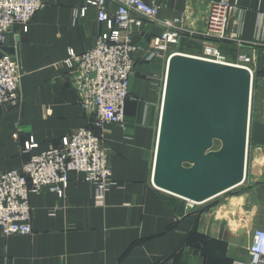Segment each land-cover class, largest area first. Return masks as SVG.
<instances>
[{
	"label": "crops",
	"instance_id": "obj_1",
	"mask_svg": "<svg viewBox=\"0 0 264 264\" xmlns=\"http://www.w3.org/2000/svg\"><path fill=\"white\" fill-rule=\"evenodd\" d=\"M87 0H43L26 32L7 34L1 56L14 57L22 77L18 101L0 106V173L21 172L30 138L37 154L79 128H92L63 62L71 50L82 54L105 32ZM159 7L157 20L183 17L188 29L205 28L210 4L219 0H143ZM227 34L242 44L215 45L227 63L244 64L264 89V0H233ZM109 13L115 5L108 3ZM132 42L146 50L162 28L143 23ZM198 56L202 42L184 36L177 48ZM171 50V48H170ZM165 56H135L126 129L104 126L112 185L96 199L92 185L70 175L62 197L48 190L29 196L32 235L0 233V264H247L254 230L264 228V107L251 106L246 176L243 184L186 212V202L151 185ZM239 189V190H236Z\"/></svg>",
	"mask_w": 264,
	"mask_h": 264
},
{
	"label": "built area",
	"instance_id": "obj_2",
	"mask_svg": "<svg viewBox=\"0 0 264 264\" xmlns=\"http://www.w3.org/2000/svg\"><path fill=\"white\" fill-rule=\"evenodd\" d=\"M108 3L115 5L113 13L108 12ZM42 6L43 0H0V51L5 47L7 34L16 27L26 32ZM86 7L97 10V21L105 26V32L95 46L84 53L75 54L70 50L63 64L81 109L92 118V128H79L71 136L62 137L56 146L37 154L31 153L37 148L31 138L23 144V153L29 157L21 172L0 173V233L4 237L32 235L29 196L48 190L62 197L70 175L80 176L92 185L96 199L101 202L112 185L103 130L109 124L126 129L125 106L136 54L144 52L149 62L163 56L167 60L172 53H181L177 48L181 39L188 36L202 42L198 57L227 63L215 43L243 42L227 34L228 20L236 7L233 0L211 3L205 28L201 31L188 29L183 17L157 20L159 7L143 0H87L86 6L77 13L79 17L85 15ZM144 22L162 28L161 34L153 38L146 50L132 42V30L141 28ZM248 61L245 54H240L236 65L248 68L244 65ZM248 69L254 81L255 74ZM21 77L18 61L0 55V106L17 103ZM262 105L264 107V99ZM185 202L186 212L198 206ZM247 254V264H264V228L253 231Z\"/></svg>",
	"mask_w": 264,
	"mask_h": 264
},
{
	"label": "water",
	"instance_id": "obj_3",
	"mask_svg": "<svg viewBox=\"0 0 264 264\" xmlns=\"http://www.w3.org/2000/svg\"><path fill=\"white\" fill-rule=\"evenodd\" d=\"M252 89L253 75L244 66L169 55L151 185L201 205L243 184Z\"/></svg>",
	"mask_w": 264,
	"mask_h": 264
},
{
	"label": "rangeland",
	"instance_id": "obj_4",
	"mask_svg": "<svg viewBox=\"0 0 264 264\" xmlns=\"http://www.w3.org/2000/svg\"><path fill=\"white\" fill-rule=\"evenodd\" d=\"M257 77L255 75V79L253 81V89H252V102H251V106L252 108H255L258 104H262V100L264 99V89L261 90V92H255V87H257V85H259L257 83ZM239 190V189H236ZM234 192V191H231Z\"/></svg>",
	"mask_w": 264,
	"mask_h": 264
},
{
	"label": "trees",
	"instance_id": "obj_5",
	"mask_svg": "<svg viewBox=\"0 0 264 264\" xmlns=\"http://www.w3.org/2000/svg\"><path fill=\"white\" fill-rule=\"evenodd\" d=\"M128 101V100H127ZM126 104H127V102H126ZM126 108V107H125ZM125 114H126V112H125Z\"/></svg>",
	"mask_w": 264,
	"mask_h": 264
}]
</instances>
